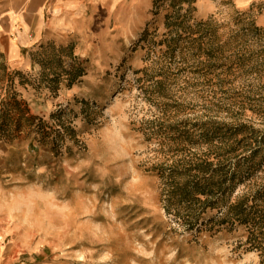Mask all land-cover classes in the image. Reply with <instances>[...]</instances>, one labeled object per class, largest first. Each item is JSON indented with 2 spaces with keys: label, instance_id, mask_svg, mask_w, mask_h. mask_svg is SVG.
Listing matches in <instances>:
<instances>
[{
  "label": "rangeland",
  "instance_id": "374dc122",
  "mask_svg": "<svg viewBox=\"0 0 264 264\" xmlns=\"http://www.w3.org/2000/svg\"><path fill=\"white\" fill-rule=\"evenodd\" d=\"M239 4H118L33 36L25 69L0 37L1 264H264L253 224L189 228L159 177L218 150L264 211V5Z\"/></svg>",
  "mask_w": 264,
  "mask_h": 264
},
{
  "label": "trees",
  "instance_id": "16d2710c",
  "mask_svg": "<svg viewBox=\"0 0 264 264\" xmlns=\"http://www.w3.org/2000/svg\"><path fill=\"white\" fill-rule=\"evenodd\" d=\"M219 153L217 150L212 160L206 156L188 157L182 158L180 165H170L166 169L159 167V177L164 183L165 211L182 219L189 228L196 226L207 208L223 209L222 221L253 224L257 232L250 234L251 246L259 251L263 263L264 211L257 209L256 196L250 205L247 198L238 193L231 198L237 173L231 170L232 164L219 158Z\"/></svg>",
  "mask_w": 264,
  "mask_h": 264
},
{
  "label": "crops",
  "instance_id": "0c3cea01",
  "mask_svg": "<svg viewBox=\"0 0 264 264\" xmlns=\"http://www.w3.org/2000/svg\"><path fill=\"white\" fill-rule=\"evenodd\" d=\"M139 1L0 0V37L3 49L7 52L8 57L16 60L22 59L21 65L25 69L31 65L26 59L25 49L29 47L33 40L32 37L44 35L47 27L53 33L62 32L59 27L76 26L88 17H96L101 12L112 13V11H117L120 4L125 9H133L134 3ZM238 1L243 8H249L252 4L264 5V0ZM4 38H7V41ZM0 143L2 142L0 141ZM2 145L0 144V167L4 169L6 168L4 165L5 155H3L5 145Z\"/></svg>",
  "mask_w": 264,
  "mask_h": 264
},
{
  "label": "bare ground",
  "instance_id": "6f19581e",
  "mask_svg": "<svg viewBox=\"0 0 264 264\" xmlns=\"http://www.w3.org/2000/svg\"><path fill=\"white\" fill-rule=\"evenodd\" d=\"M134 32V31H133Z\"/></svg>",
  "mask_w": 264,
  "mask_h": 264
}]
</instances>
